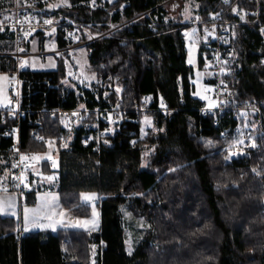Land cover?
<instances>
[{"label":"trees","instance_id":"16d2710c","mask_svg":"<svg viewBox=\"0 0 264 264\" xmlns=\"http://www.w3.org/2000/svg\"><path fill=\"white\" fill-rule=\"evenodd\" d=\"M165 1L117 0L107 4V11L82 5L73 14L77 20L103 22L104 30L134 19L87 45L89 69L105 82L103 90H86L90 106L106 105L103 96L107 93L109 102L120 97L121 106L131 109L145 94L153 93L164 95L168 106L174 108L127 122L111 137L108 147L96 151L91 144L84 146L81 131L67 138L60 118L41 111L78 103L77 91L64 85L67 71L63 59L56 70L22 69L21 74L31 82L26 101L37 110L31 117L39 113L45 138L56 142L55 189L62 206L74 215L90 217L92 208L81 201L80 194L97 192L101 196V226L90 234L81 229L21 234L15 218L0 216V264H90L93 245L97 264H264V153L255 152L248 160L223 159L228 141L221 132L231 130L235 122L225 117L217 123V113L199 114L198 108L205 101L194 95L195 69L188 63L183 39L193 19L184 20L181 13L179 19L169 18L165 7H158ZM219 1L190 0L194 19L197 14L207 19ZM14 3L0 0V26ZM234 4L252 6L248 0H235ZM152 8L157 23L138 17ZM230 10L226 17L240 18L233 15L232 7ZM58 11L69 15L65 7H58ZM56 33L58 46L67 45L63 32ZM233 33L238 72L230 83L237 101L262 102L264 110V33L253 24L235 25ZM34 38L39 41L38 48H44V32L37 31ZM13 48V34L3 27L0 52ZM198 61L201 68L205 66L201 48ZM16 68L14 57L0 54V72L11 73ZM179 78L184 96L177 86ZM204 81L211 85L212 72ZM119 86L122 89L117 93ZM144 116L151 118L155 129L147 128L142 135ZM33 126V121L23 119L24 149L47 152L45 143L30 139ZM207 140L213 146L206 147ZM9 142L4 140V144ZM64 143L67 148L61 147ZM250 164L259 166L261 175L253 173ZM170 168L176 171L170 172ZM41 170L46 175L54 172L47 161ZM45 189L40 184L21 199L22 204L34 205L38 192ZM124 206L148 223L143 240L131 255L125 243Z\"/></svg>","mask_w":264,"mask_h":264},{"label":"built area","instance_id":"2783aa9c","mask_svg":"<svg viewBox=\"0 0 264 264\" xmlns=\"http://www.w3.org/2000/svg\"><path fill=\"white\" fill-rule=\"evenodd\" d=\"M52 1L60 0H15L14 6L11 8V14L7 18L6 22L2 24L3 27L7 28L14 38V49L10 52H0L1 55H9L15 58L17 68L15 71L10 73L11 87L9 94L11 96V104L8 106H0V176L4 175L6 171H10L15 175L23 170V163H20L18 167L13 168V164L20 162V154L31 156L33 154L42 155L46 152L42 151H31L24 149L23 141L21 137V126L22 121L28 118L29 123L32 121L35 123L30 129L29 137L37 144L45 143L48 146V142L42 132L44 127L43 120L38 116L32 118V114H36L37 110H33L30 106V102L26 100L30 97V84L31 82L21 74L23 68L20 67V61L24 57H30L35 55H52L70 52L72 50L87 48V45L109 35L112 31L120 28L121 26L132 23L134 19L128 22L112 26L111 29L104 30L100 22L95 21H81L77 20L73 14L78 10L80 6H86L87 8L101 9L107 11V4L112 3V0H85L81 2H73L68 0L70 7H65L69 15L62 16V14L54 11L52 14L47 11V5ZM252 6L245 7L238 4H234L235 0H220L216 8L209 14L207 19L202 17L201 14H197L196 17H200L199 20L193 19L189 22L190 27L185 30L189 33V36L183 34L185 47L191 45L193 40L197 48H201L203 52V58L205 64L207 63L208 68L212 72L213 81L210 85L212 89V98L218 103V107L207 110V103L203 104L198 108V112L202 116L217 113L220 119L229 117L235 124L231 130H223L221 135L224 139H227L226 150H228L229 144L237 137L243 136L244 145L243 155L234 156L232 159H250V157L258 151L264 153V110L263 103L258 101H246L240 103L237 101L236 93L231 80L237 75L238 68L236 67V47L234 44V33L233 28L238 24H253L258 25L260 29H264V16L262 12V0H248ZM163 3L159 4L158 7L162 6ZM60 7H64L61 5ZM231 7L237 9L233 12V15H240L237 17H226V14L231 12ZM154 9H149L141 13L138 17H147L151 20L152 24L157 23L158 16L154 13ZM61 14V15H58ZM110 14V13H109ZM113 13L110 14L112 16ZM218 14V15H217ZM25 17L30 18L31 28L29 27V21L25 20ZM215 17V18H214ZM243 17V19H241ZM53 20L52 25H45L44 20ZM22 25V27H21ZM32 28L35 31H32ZM55 28L60 30L64 34V39L68 42L65 46H56L52 48H44L39 50H30L28 42L31 36H34L37 31H48V29ZM197 29L195 37H192V29ZM205 28L209 32H213L214 35L207 36L205 40ZM31 31L32 34L25 36V32ZM184 32V33H185ZM71 33V35H69ZM57 34V33H56ZM227 41V43H225ZM24 49L23 52L18 49ZM218 57V58H217ZM264 63V57L262 59ZM224 69V72L221 69ZM14 78V79H13ZM223 81V84H221ZM27 84V85H25ZM177 86L181 96H184V87L182 79L177 80ZM105 89V82L101 79L98 80L96 88L93 86H85L77 91L78 103L75 107H54L51 109H41L42 112H47L50 117L58 116L61 120L62 128L67 134V138L73 136L77 131L82 132L81 143L84 146L92 145L93 150L99 151L103 147H108L112 143V136L119 133L126 126L127 122H138L142 115H146L152 111H168L174 110L170 108L166 102L164 95L153 93L145 94L140 102L136 103L133 108H126L121 106V98L119 97L115 103L109 102L108 96H103L106 105L102 103L90 106L87 102L88 96L86 90L96 91V89ZM120 88V87H119ZM122 89V88H120ZM121 92V91H120ZM119 92V93H120ZM149 98V99H145ZM96 99H99L96 95ZM27 102V104H26ZM161 103L165 107H161ZM83 105V107H81ZM119 105V107H117ZM241 112H246L247 116H242ZM78 113V115H72ZM41 114V113H40ZM109 117L111 119H109ZM63 121V122H62ZM245 124L248 126L245 127ZM67 125V126H66ZM37 137H43V140L37 139ZM4 140L10 142L4 144ZM87 140V143H85ZM108 143L105 144L104 141ZM255 141L256 147H251L252 142ZM49 148V146H48ZM19 149V152L16 151ZM237 150V149H232ZM56 161V157L52 156ZM47 161L52 167L51 160H41L35 164V168L41 174L42 163ZM251 170L259 166H253L250 164ZM254 173V172H253ZM28 177V183L31 186V191L28 188H24L21 185L19 188H15L14 181L11 177L5 182L8 187V193L0 192V194H15L20 200L23 199L26 194L36 191L41 184L40 176H37L32 168L27 169L25 172ZM40 183V184H39ZM23 193V195H21ZM102 244V243H101ZM66 249L63 248V251ZM97 264V262L95 263Z\"/></svg>","mask_w":264,"mask_h":264},{"label":"snow or ice","instance_id":"6c2138e0","mask_svg":"<svg viewBox=\"0 0 264 264\" xmlns=\"http://www.w3.org/2000/svg\"><path fill=\"white\" fill-rule=\"evenodd\" d=\"M17 2H19V0H17ZM225 2H227V0H225ZM93 3H94V0H93ZM61 5H63L64 7H70L71 6L68 3V0H60V3L50 4L47 6L51 8V7H60ZM233 11L236 12L237 9L233 8ZM184 15H185V19L189 18V8L187 6L185 7ZM196 19L199 20L200 17H196ZM241 19H243V17H241ZM25 20L29 21V27L31 28L30 18L25 17ZM43 23L45 25H52L53 20L46 19L43 21ZM21 27H22V25H21ZM0 31H3L2 26H0ZM32 31H35V29L32 28ZM55 31H56V29L52 28L51 33H46V35H52L53 33H55ZM204 31H205V37H204L205 40L207 39V36L214 35V33L209 32V30L207 28H205ZM196 32H197V29H195V28L192 29V33H191L192 37H195ZM261 32L264 33V29H261ZM31 34H32L31 31L24 33V35L26 37L31 35ZM69 35H71V33ZM184 35L187 37V36H189V33L185 32ZM225 43H227V41H225ZM194 47H195V40H193V43L190 45V48H189V59H188L189 64L193 63L191 53H192V49ZM18 51L23 52L24 49L21 48V49H18ZM27 64H28L27 60H21L20 61V67L21 68L25 67V65H27ZM52 66L54 67V65H52ZM208 66L209 65L206 63L205 67H208ZM221 71L224 72V69L222 68ZM71 74L72 73H69V75H71ZM81 75L82 76L84 75L83 72L81 73ZM197 75L199 76L200 73H197ZM87 78L88 77H85V79H87ZM92 78H95V77L93 76ZM8 80H9V78L7 76L0 75V81H8ZM81 82L83 83L84 81L81 80ZM221 84H223V81H221ZM120 91H121V89L119 87H117L116 92L119 93ZM204 91L208 92V91H212V89H204ZM194 95L201 96V99L208 101L207 110H209V111L219 106L216 101L210 99L208 96L201 95L200 91L195 92ZM105 96H107V93H105ZM145 99L147 100L149 98H145ZM0 104H6V105L11 104V100L7 96L3 87H0ZM81 107H83V105H81ZM117 107H119V105H117ZM161 107L163 108V107H165V105L163 103H161ZM72 115H78V113H73ZM241 115L247 116V113L241 112ZM109 119H111V118L109 117ZM144 122H145V124H147L149 126H151V124H152L151 118L147 117V116L144 118ZM247 126L248 125L245 124V127H247ZM159 131H163V129H160ZM141 133H142V135L146 134V133H144V129H141ZM242 136H243V133H241L240 137H237L235 140H233L229 144V147L227 150V155H225L223 157V159L225 161L232 159L234 156L245 154L243 148H240L241 145H244V139L241 138ZM37 139L43 140V137H37ZM85 143H87V140H85ZM104 143L107 144L108 141L105 140ZM133 143H135V142H133ZM204 143H205L206 147L213 146V142L211 140H207ZM52 145H53V142L49 141L48 142L49 148H51ZM61 147L67 148L68 145L66 143H64V144H61ZM251 147H253V148L256 147L255 141L252 142ZM234 148L237 150L233 151L232 149H234ZM16 151L19 152V149H16ZM45 159L52 161V167L53 168L57 167V163L51 155L45 154L42 156L39 154H33L31 156H28L25 154H20V162L17 164H13L12 167L13 168L18 167L20 163H23V170L19 173V175H15V174L11 173L10 171H6L4 173V175L0 176V192L8 193V187H7L5 182L9 179V177H11L12 181L15 182L13 185L15 188H19L21 185H23L24 188H28L31 191V186L27 182L28 177L26 176L25 172L27 171V169L32 168L33 172L37 176H41L42 174L36 170L35 164L39 163L41 160H45ZM0 163H3V162L0 161ZM141 166L145 167L147 165L142 164ZM169 171L175 172L176 169L170 168ZM252 172L256 173L258 176L261 175V172L258 171L257 168H253ZM42 179L47 180L49 182H52L55 180V176H42ZM233 183H235V182H233ZM21 195H23V193H21ZM137 195L143 196L144 194L143 193H137ZM96 198L97 197H96L95 193H81L80 194V199L84 203H92ZM37 199L42 201L40 204L37 205V207L29 208V207L25 206L23 208L22 221H23V231H25V232L30 231L31 229H35V228H41V229L50 228V229H52V231H56V226L58 224H60L65 228L71 227V228L83 229L84 231H87L90 234L91 231H95L99 226L98 225V213L95 210L94 204H93V208H92V218L91 219H76L72 222H66L64 217L67 214L62 208H59L58 196H56L55 194H51V193L45 194L44 196H40L38 194ZM58 208H59V211H57ZM16 209H17L16 200L11 194H8L6 196H0V216L16 217L17 220H19L20 218L18 216ZM125 215L129 216V217L131 216V214L127 213V212H125ZM140 226L143 227V224H141ZM205 227H207V225H205ZM16 230L19 231V225L17 226ZM125 243L128 245V249H127L128 254L131 255L132 251H133L131 239L126 240ZM92 249H93V254H94L95 253V245L92 246ZM92 264H95L94 259L92 261Z\"/></svg>","mask_w":264,"mask_h":264},{"label":"rangeland","instance_id":"374dc122","mask_svg":"<svg viewBox=\"0 0 264 264\" xmlns=\"http://www.w3.org/2000/svg\"><path fill=\"white\" fill-rule=\"evenodd\" d=\"M116 1L117 0H112L111 2L114 3ZM184 1L185 0H167V1L163 2L162 6H164L165 9L167 10V12L169 14V18L171 17L173 19H179L180 13H181L182 18H184V20H186V21L194 19V13L191 10V6H190L191 3L189 2L190 0L189 1L186 0L185 3H184ZM57 3H59V1H52L48 5L57 4ZM186 6L189 8V18L188 19H185V15H184V10H185ZM47 11L50 12L51 14L53 11L57 12V13L60 12V11H58V7H51L50 8L48 6H47ZM10 14H11V9H10L9 13H7V15L5 16L6 20L10 16ZM61 14H58V15H61ZM5 22L6 21H4V23ZM51 31H52L51 29H48V31H43V32H44V35H46V33H51ZM46 36H47V39H46L44 48H52V47L58 46L56 31L52 35H46ZM31 38H34V36H31ZM36 46L37 45H35V47ZM195 46H196V44H195ZM197 47L193 48L192 53H191L192 59H193V63L191 65L195 69V77L193 79V82H194L195 87H196V92L200 91L201 95H206L210 99L214 100L212 98V94H211L212 92L211 91H208V92L204 91V89H211L210 85L205 83V81H204V78L207 76H210L211 72H210L208 67L204 66L201 68L199 66V61H198L199 48H197ZM44 48H38V47L33 48L32 47V48H30V50H36V49L39 50V49H44ZM189 48H190V45L186 47V50L187 49L189 50ZM61 59H63V61H64L63 63L66 65L67 74H66L64 81H63L64 85L66 87L80 90L81 86L85 87V86L91 85V86H93V88H96V85H97L99 78H97L96 74L89 69L88 55H87V48L86 47L76 49V50H72L70 52L61 53V54L35 55V56H30V57H24V58H22V60H27L28 64L25 65V67H23V68H29L31 70H56V69H58L59 62L61 61ZM188 59H189V51H188V55H187V60ZM52 65H54V67ZM82 72L84 74L83 76L81 75ZM69 73H72V74L69 75ZM197 73H200V75L198 76ZM0 75L7 76L9 78L8 81H0V87H3L7 96L11 100V96L9 94V89L11 87L10 73L3 71V72H0ZM93 76L95 78H92ZM85 77H88V78L85 79ZM81 80H83L84 82L82 83ZM119 87L121 88L122 86H119ZM204 101L208 105V101L207 100H204ZM0 106H8V105L0 104ZM145 117L146 116H144V118ZM144 118L142 119V127H141V129H144V133H146L147 128L155 129V126L153 125V123L151 124V126L145 124ZM52 142H53L52 147L49 148V150L46 153L42 154V156L45 154L55 156L56 157V163H57L58 162L57 156L55 154L56 153L55 152L56 142L55 141H52ZM57 168H58V164H57L56 168H53L54 172L47 174V175L42 174L40 176V178H41L40 183L42 185V189H45V188L49 189V190L55 189V187L57 186L56 182H57V178H58V174L56 171ZM42 176H55V180L52 182H49L47 180H43ZM93 193L96 194L97 198L91 204H89V203L88 204L91 206V208H93V204H94L95 210L98 213V218H99L100 210H99L98 204H99V201L101 199V196L97 192H93ZM97 200H98V202H96ZM122 212H123V218H124V227L126 230V240L131 239L132 249L134 251V249L143 240L144 235L146 233V230L148 228V223L143 221L142 219L134 217L133 215H131L130 217L126 216L125 212H127V213H130V212L127 210V207H125V206L122 208ZM85 218H92V215L90 217H85ZM141 224H143V227L140 226ZM127 249H128V245H127ZM94 255H95V253L92 255V259L95 260L96 255L95 256ZM92 259H91L90 264H92V261H93ZM95 263H96V260H95Z\"/></svg>","mask_w":264,"mask_h":264},{"label":"crops","instance_id":"0c3cea01","mask_svg":"<svg viewBox=\"0 0 264 264\" xmlns=\"http://www.w3.org/2000/svg\"><path fill=\"white\" fill-rule=\"evenodd\" d=\"M112 22H110L108 25H110ZM39 41H38V39L37 38H30V40H29V42H28V45H29V47H33V48H37L38 47V43ZM35 45H37L36 47H35ZM196 47V46H195ZM194 47V48H195ZM14 49V48H13ZM12 51V50H11ZM188 49H187V53H188ZM23 69H29V68H23ZM204 84V83H203ZM205 85V84H204ZM195 92H196V90H195ZM197 96V95H196ZM200 97V96H199ZM48 193H51V194H55L56 196H58V203H59V208H62L65 212H66V216L64 217V219H65V221L66 222H72V221H74V220H76V219H91V218H85V217H79V216H76V215H73L68 209H66V208H64L63 206H62V204H61V202H60V197H59V193H58V191L56 190V189H52V190H49V189H45V190H42V191H40V192H38V194L40 195V196H44L45 194H48ZM83 193H93V192H83ZM37 194V195H38ZM6 195H8V194H0V196H6ZM14 198H15V200H16V204H17V213H18V216H19V220H17V218L16 217H13V218H15L16 219V221H17V224L19 225V232L21 233V234H23V233H27V232H32V231H45V230H49V231H51V232H53V233H55L57 230H59V229H78V228H71V227H69V228H65V227H63L62 225H60V224H58L57 226H56V231H52V229H50V228H46V229H41V228H35V229H31L30 231H27V232H25V231H23V221H22V217H23V208L25 207V206H27V207H29V208H35V207H37V205L38 204H40L42 201L41 200H38L37 199V201H36V203L34 204V205H24V204H22V202H21V200H20V198L17 196V195H15V194H11ZM96 202H98V200L96 201ZM89 204H91V203H89ZM59 208L57 209V211H59ZM98 228L96 229V230H98L99 228H100V226H101V215L99 214V218H98ZM81 230H83V229H81ZM95 230V231H96ZM95 255H97V253L95 254ZM94 255V256H95ZM93 260V259H92ZM95 260H97V257H96V259ZM97 262V261H96Z\"/></svg>","mask_w":264,"mask_h":264},{"label":"bare ground","instance_id":"6f19581e","mask_svg":"<svg viewBox=\"0 0 264 264\" xmlns=\"http://www.w3.org/2000/svg\"><path fill=\"white\" fill-rule=\"evenodd\" d=\"M75 12H77V11H75ZM99 22V21H98ZM101 24H102V26L104 25V23L103 22H100ZM111 26V25H110ZM122 88V87H121ZM123 106V105H122Z\"/></svg>","mask_w":264,"mask_h":264}]
</instances>
